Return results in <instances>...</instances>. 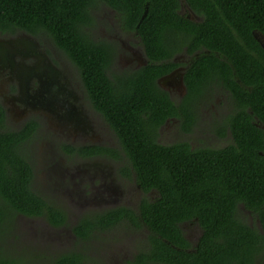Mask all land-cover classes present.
I'll use <instances>...</instances> for the list:
<instances>
[{
  "label": "trees",
  "instance_id": "obj_1",
  "mask_svg": "<svg viewBox=\"0 0 264 264\" xmlns=\"http://www.w3.org/2000/svg\"><path fill=\"white\" fill-rule=\"evenodd\" d=\"M185 1L202 20L182 15L181 0H0V30L45 31L65 51L123 154L101 144H67L66 150L81 157L125 156L131 168L123 174H134L143 191L137 209L117 206L81 218L73 226L78 238L129 222L149 231L132 264H253L264 248V0ZM99 2L139 37L146 64L110 72L114 46L87 29ZM181 53L193 59L184 75L186 93L175 103L158 79L178 65ZM213 85L235 103L227 117L231 142H159V130L171 118L192 131L197 100ZM37 126L29 120L18 130L8 128L0 104V238L19 214L44 216L56 227L67 223L66 212L33 186L25 145ZM151 191L154 197L147 195ZM241 206L260 229L241 217ZM186 222L201 227L196 244L185 235ZM0 264L24 263L0 247ZM55 264L86 263L83 254L69 252Z\"/></svg>",
  "mask_w": 264,
  "mask_h": 264
},
{
  "label": "rangeland",
  "instance_id": "obj_2",
  "mask_svg": "<svg viewBox=\"0 0 264 264\" xmlns=\"http://www.w3.org/2000/svg\"><path fill=\"white\" fill-rule=\"evenodd\" d=\"M184 2V0H182ZM184 4V3H183ZM94 23L88 26L91 35L110 42L116 51L111 73L132 70L141 66L144 48L139 37L122 28L119 15L104 3H97L91 10ZM46 37V34H43ZM67 62L69 63L68 59ZM77 73L79 69L70 63ZM160 81V86L170 93L175 103L181 102L183 88L177 76ZM1 82V81H0ZM88 98V97H87ZM197 121L192 131L182 129L181 121L171 118L159 130V142L164 144L187 141L194 147H222L231 142L227 117L235 108L230 94L222 87L212 88L197 100ZM8 110L7 127L17 130L20 124L13 125L11 117L21 114L17 109H9L11 104L4 102ZM89 128H83V136L70 126L67 137L61 133V119L54 113L47 115L46 124L26 143V152L34 169L33 186L37 192L55 203L67 214V223L56 227L44 216L29 217L17 215L11 227L0 238V247L11 258L24 264H55V259L65 253L76 252L84 255L86 264H132L134 254L144 245L148 230L136 227L129 222L121 223L106 231H97L90 239L78 238L73 226L86 215L117 206L137 209L142 190L137 186L134 174H123V168H131L125 156L115 159L109 156L81 157L66 150V145L110 144L120 150L121 145L114 131L104 118L87 112ZM35 116V115H29ZM75 116L73 115L72 119ZM74 120L80 125L81 118ZM49 121V123H48ZM223 131L225 135H223ZM112 137V138H111ZM111 138V139H110ZM76 141V142H73ZM83 142V143H78ZM156 195V192L147 194ZM241 217L260 229L259 220L244 208ZM197 224L184 223L186 236L196 242L200 232ZM255 264H264V248Z\"/></svg>",
  "mask_w": 264,
  "mask_h": 264
},
{
  "label": "flooded vegetation",
  "instance_id": "obj_3",
  "mask_svg": "<svg viewBox=\"0 0 264 264\" xmlns=\"http://www.w3.org/2000/svg\"><path fill=\"white\" fill-rule=\"evenodd\" d=\"M181 3L182 15L195 21L202 20V16L194 12L185 0L184 2L181 0ZM43 34H46V37ZM192 59V55L188 53L177 55L175 60L178 65L170 73L161 76L158 79L159 84L162 80L168 81L167 79L171 76H177L183 86L180 90V95L183 96V91L186 90L184 75ZM70 63L77 70V66L65 51L58 47L54 39L45 31L33 34L19 29L0 30V104L5 109L6 124L9 112L4 102L11 104L8 106L9 109L15 108L21 111V114L17 113L15 118L11 117L13 125L20 124L18 129L22 128L27 121L34 120L38 124L37 132L43 122L46 124L47 115L54 113L61 119V126L58 127L66 137L71 125L78 135L80 132L83 136V128H86V123L90 121L87 112H93L98 117L104 118L91 103L80 73L78 80L77 73H74L75 69ZM146 63L147 58L144 53V57L140 58V64L142 66ZM73 115L81 118L80 125L74 120L75 117L72 119ZM100 144L111 146L105 143ZM152 192L154 191L150 193ZM191 224H197L196 228L200 232L198 240L202 232L201 227L198 223ZM187 238L191 242L194 239L190 235Z\"/></svg>",
  "mask_w": 264,
  "mask_h": 264
},
{
  "label": "water",
  "instance_id": "obj_4",
  "mask_svg": "<svg viewBox=\"0 0 264 264\" xmlns=\"http://www.w3.org/2000/svg\"><path fill=\"white\" fill-rule=\"evenodd\" d=\"M263 46H264V43H263Z\"/></svg>",
  "mask_w": 264,
  "mask_h": 264
}]
</instances>
